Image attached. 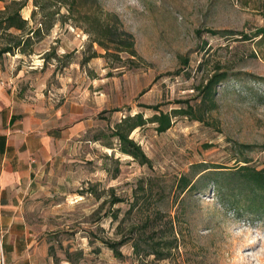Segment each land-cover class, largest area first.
<instances>
[{"label":"rangeland","instance_id":"obj_1","mask_svg":"<svg viewBox=\"0 0 264 264\" xmlns=\"http://www.w3.org/2000/svg\"><path fill=\"white\" fill-rule=\"evenodd\" d=\"M43 1L50 10L57 6ZM97 2L98 16L111 14L132 32L137 55H105L77 10L68 16L62 5L53 27L33 38L32 54L0 57V87L31 104L42 128L59 130L23 207L37 257L10 260L3 231L0 264H264V219L239 216L202 181L200 191L176 186L197 162L233 166L247 158L264 166V36L254 35L264 25V0ZM34 7L29 0L23 16ZM37 18L36 24L41 13ZM217 71L230 74L217 87V106L200 107L196 86ZM152 106H193L203 120L179 114L165 132L151 121L135 128L130 136L149 165L123 153L113 132L129 112L150 118ZM146 182L152 190L141 188ZM115 197L124 200L111 203ZM172 228L178 239L162 259L136 253L130 242L116 255L103 242L143 233L164 246Z\"/></svg>","mask_w":264,"mask_h":264},{"label":"trees","instance_id":"obj_2","mask_svg":"<svg viewBox=\"0 0 264 264\" xmlns=\"http://www.w3.org/2000/svg\"><path fill=\"white\" fill-rule=\"evenodd\" d=\"M5 5L0 8V57L7 53H15L19 51L23 54H32L33 38L38 35L43 29H51L54 25L53 16L60 12L61 6H67L68 16L77 10L80 17L83 18L86 31L90 34L91 40L105 49V55L119 56L122 52L129 55H137L135 48V39L132 32L126 30L121 22L114 20L111 14L98 16L94 10V4L97 5V0H55L56 8L50 10L48 3L43 0H33L35 7L32 9L30 18H26L22 14V9L27 5L29 0H3ZM41 13L39 23L36 24L37 14ZM64 22L65 16L59 18ZM32 21H34L32 23ZM10 29L19 31L18 33L10 32ZM208 32L212 34H233L231 30H217L208 28ZM10 35L8 40H1V37ZM255 36H264V25L255 32ZM249 38V35H245ZM51 56H44L45 61ZM184 63L188 66L189 61L185 58ZM185 66V67H186ZM230 74L227 71L215 72L206 83H201L196 86L200 107L214 109L217 106L218 85L229 78ZM155 112L150 118L144 116L143 112L132 114L127 113L115 126L113 135L119 141V149L123 153L130 154L137 158L142 164H151V159L146 155L141 145L136 142L130 133L137 127L144 126L151 121L156 124L158 132L168 130L173 122L174 116L179 114H193L195 118L203 120L202 114H197L196 110L191 107H179L172 111H164L159 106H152ZM111 145V144H110ZM242 164L238 163L233 166L216 164L207 165L206 162L193 163L189 172H184L178 178L176 183L177 188L181 192L192 190L200 191L199 183L204 182V187L212 186L216 193L219 203L229 207L239 216L246 215L251 219H264V166L258 167L250 163V160L245 158ZM144 190H152V185L149 182L141 184ZM122 197H115L111 203L123 201ZM136 198L133 206L138 204ZM142 205V203H141ZM139 205L138 208H142ZM137 208V209H138ZM115 219L118 218L116 214ZM153 216H146L145 222L147 226L151 225ZM172 236L168 240H164L165 245L161 243L147 242L142 238L143 233L133 237H123L117 241L103 240V242L112 249L116 255H122L121 247L127 243H131L136 253L141 254L145 249V255L154 253L158 258H165L168 251L174 247L177 241L176 231L172 228ZM163 243V244H164ZM144 247V248H142ZM165 249V250H164Z\"/></svg>","mask_w":264,"mask_h":264},{"label":"crops","instance_id":"obj_3","mask_svg":"<svg viewBox=\"0 0 264 264\" xmlns=\"http://www.w3.org/2000/svg\"><path fill=\"white\" fill-rule=\"evenodd\" d=\"M35 111L0 87V227L10 260L37 257L24 230L23 207L59 134L57 128H42L44 120Z\"/></svg>","mask_w":264,"mask_h":264},{"label":"built area","instance_id":"obj_4","mask_svg":"<svg viewBox=\"0 0 264 264\" xmlns=\"http://www.w3.org/2000/svg\"><path fill=\"white\" fill-rule=\"evenodd\" d=\"M3 239H4V232L0 227V250L3 252Z\"/></svg>","mask_w":264,"mask_h":264},{"label":"clouds","instance_id":"obj_5","mask_svg":"<svg viewBox=\"0 0 264 264\" xmlns=\"http://www.w3.org/2000/svg\"><path fill=\"white\" fill-rule=\"evenodd\" d=\"M261 250L264 251V246H262V249Z\"/></svg>","mask_w":264,"mask_h":264}]
</instances>
